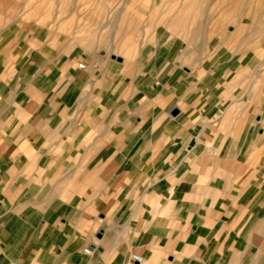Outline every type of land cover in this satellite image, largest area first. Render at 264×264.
Segmentation results:
<instances>
[{
	"label": "crops",
	"instance_id": "crops-1",
	"mask_svg": "<svg viewBox=\"0 0 264 264\" xmlns=\"http://www.w3.org/2000/svg\"><path fill=\"white\" fill-rule=\"evenodd\" d=\"M1 11L0 264H264V50L215 17L108 59Z\"/></svg>",
	"mask_w": 264,
	"mask_h": 264
},
{
	"label": "rangeland",
	"instance_id": "rangeland-1",
	"mask_svg": "<svg viewBox=\"0 0 264 264\" xmlns=\"http://www.w3.org/2000/svg\"><path fill=\"white\" fill-rule=\"evenodd\" d=\"M0 10L6 21L43 26L63 43H99L93 51L108 59L136 53L157 27L187 39L215 17L217 23L229 21L230 43L244 44L241 57L255 62L264 50V0H0ZM261 60L256 74L264 71Z\"/></svg>",
	"mask_w": 264,
	"mask_h": 264
},
{
	"label": "water",
	"instance_id": "water-1",
	"mask_svg": "<svg viewBox=\"0 0 264 264\" xmlns=\"http://www.w3.org/2000/svg\"><path fill=\"white\" fill-rule=\"evenodd\" d=\"M113 59H116V60H118V61H121L122 59L120 58V57H115V56H113L112 57ZM178 113V110L177 109H174L173 111H172V114H177ZM102 233H103V231H100L99 233H98V237L99 238H101L102 237Z\"/></svg>",
	"mask_w": 264,
	"mask_h": 264
},
{
	"label": "built area",
	"instance_id": "built-area-1",
	"mask_svg": "<svg viewBox=\"0 0 264 264\" xmlns=\"http://www.w3.org/2000/svg\"><path fill=\"white\" fill-rule=\"evenodd\" d=\"M80 68H84V65L83 64H81L80 65ZM85 252L87 253V254H89V255H91L92 254V251L90 250V249H85ZM133 258H134V260H140V257L139 256H133Z\"/></svg>",
	"mask_w": 264,
	"mask_h": 264
},
{
	"label": "bare ground",
	"instance_id": "bare-ground-1",
	"mask_svg": "<svg viewBox=\"0 0 264 264\" xmlns=\"http://www.w3.org/2000/svg\"><path fill=\"white\" fill-rule=\"evenodd\" d=\"M193 6H194V5H193ZM195 7H196V5H195ZM185 8H187V7L185 6ZM192 8L194 9V7H192ZM119 9H120V8H119ZM193 9H192V10H193ZM194 10H195V9H194ZM125 11H126V10H125ZM169 21H170V20H169ZM178 29H179V28H178ZM183 29H184V28H183ZM183 36H184V35H183ZM254 57H255V56H254ZM256 57H258V55H257ZM256 57H255V58H256ZM263 57H264V55H263ZM259 59H260V58H259Z\"/></svg>",
	"mask_w": 264,
	"mask_h": 264
}]
</instances>
